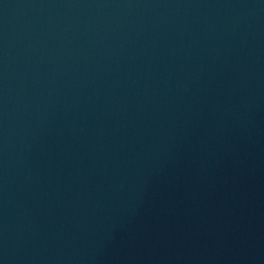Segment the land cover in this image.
Returning <instances> with one entry per match:
<instances>
[{"label":"water","instance_id":"1","mask_svg":"<svg viewBox=\"0 0 264 264\" xmlns=\"http://www.w3.org/2000/svg\"><path fill=\"white\" fill-rule=\"evenodd\" d=\"M0 264H264V0H0Z\"/></svg>","mask_w":264,"mask_h":264}]
</instances>
